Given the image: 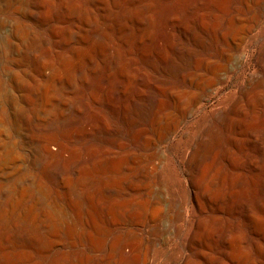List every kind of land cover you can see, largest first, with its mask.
<instances>
[{"label":"bare ground","instance_id":"6f19581e","mask_svg":"<svg viewBox=\"0 0 264 264\" xmlns=\"http://www.w3.org/2000/svg\"><path fill=\"white\" fill-rule=\"evenodd\" d=\"M53 1L55 18L49 28L61 50L39 63L40 78L30 87L31 96L24 97L35 112L49 114L51 84L65 76L69 86L72 65L81 72L85 58L91 66L95 64L90 53L100 57L103 48L107 50L105 73L96 82L99 86L95 84L104 97L93 99L100 114L85 128L93 143L102 139V132L117 128L113 119L128 126L120 142L111 143L118 148L119 216L114 221L106 219L108 225L117 226V235L102 233L106 249L116 248L109 264L216 263V257L201 250V238L215 235L220 243L227 232L231 233V255L219 248L227 263L216 264H264V59H255L264 42V0ZM41 2L45 8L52 0ZM26 28L11 27V45L24 34L28 46H36V36ZM116 42L123 46V53L116 50ZM230 74L235 83L229 88ZM18 83L19 74L11 69L4 103L15 110ZM5 120L0 114V264H36L29 261L26 250L39 246L45 230L52 231L54 204L33 175L26 184L34 194L29 202L24 185L12 181L16 158L1 128ZM216 122L223 127L231 123V152L222 148V159L231 164L228 183L222 175L229 170L215 159L220 147ZM44 137L42 152L53 158L62 143L53 134ZM107 148L97 154L108 156ZM102 159L111 165L107 164L112 161ZM207 159L209 167L203 172ZM169 162L173 173L165 182ZM86 224L96 229L91 218ZM97 234L89 235L91 245L99 240ZM156 243L173 253L167 263H153L156 257L152 258L150 249Z\"/></svg>","mask_w":264,"mask_h":264},{"label":"rangeland","instance_id":"374dc122","mask_svg":"<svg viewBox=\"0 0 264 264\" xmlns=\"http://www.w3.org/2000/svg\"><path fill=\"white\" fill-rule=\"evenodd\" d=\"M41 3H42L41 0H36V1L16 0L14 2L12 0H8V1L0 0V28H1L0 29V97H1L0 104L4 105L3 106L4 109L2 110L5 111L2 112L0 108L1 111L0 114L6 117L5 120L6 124L1 125V128L7 134L6 137L8 139V144L12 143L9 144V148L11 150L13 149V151L10 150L11 154L13 155L15 152L13 156L16 158L15 169L17 171L12 170L13 172L11 175V179L12 181H14L16 185H20V186L21 184L24 185L25 187L24 195H26L25 199L26 202H29V200L34 199L33 198L34 194L31 193L29 190H27L26 184H29L28 180L30 176L33 175V177L35 178V183L38 182L37 185L42 186L45 191L49 192V196L47 197L50 200H52V204H54V208H53L54 210L52 211L54 214L52 216V223H53L52 231L49 232V230H45L41 235L39 246L36 248L29 247L27 248L26 251L29 255V258H31L29 259V261L30 260H31L30 262L34 261L36 264L113 263L112 257L116 256L115 254L116 248L114 251H110L113 254H111L106 249V243L104 240L105 236L103 234L109 233L113 237H115L118 233L117 226L108 225L106 219L109 217L114 221L115 219L117 220L119 216L118 214L119 183H118V171H116L118 169V160H117L118 148L114 147V145H117L118 143L117 140L120 142L121 136L123 137L126 135L128 126L126 124H120V121L118 119H113L117 128L114 131H109L106 133L102 132L100 134L102 139L93 142V143L96 142L95 144L100 147H97L95 144H94L95 147H93L92 140L89 139V135L87 132L90 126L89 122L95 121L97 115L100 114V112H98L97 110L98 105H96L93 102V99L97 98V96L104 97V92L98 93L97 91L98 89L95 86V84L96 85L97 83L99 84L98 79L100 75L102 73H105L104 66L107 62L108 52L105 48H103L102 55L100 57H98V55L95 56V52L90 53L89 56H91L95 60L94 61L95 64L91 66L89 64L88 59L85 58L83 60V68L81 72H78L77 67L75 65H72L70 69V73L67 76L68 77L67 79L70 81L69 86L67 85L66 80L64 79L65 76L62 77L61 82L58 83L59 85L57 83H53L55 86L53 84H51L50 86V96L52 98L49 97L50 105L48 106V110H47V112L50 113L42 114L39 112L38 113L35 112L33 106H28L26 104L25 98L27 96L29 97L31 96L30 93L28 92L30 91V87L34 83V80L40 78L37 72L38 65L42 60L47 59L48 57H54V54L56 55V53L61 50L58 43H56L57 46L55 45L54 38L52 37L49 28L51 19L55 18L54 17L55 14L53 12L54 10H52L54 9L53 5L55 4V1L52 0V2L47 3L45 7L47 9L46 14L43 13L45 11V8L42 7ZM14 26L20 27L21 29L27 27L26 30L29 31V33L32 34V36H36L37 38L38 43L36 44V46L29 47L28 44L25 42L26 38L24 34H21L22 37L20 41L18 40L17 43L15 44L17 47L15 45H11L10 40L12 38L10 37V30L11 27ZM263 45L264 42L262 44L261 50L259 49V51L255 55V59L257 61H262L264 59ZM115 48L119 53H123L122 51L123 46L121 45V43L116 42ZM18 51L20 52L18 53ZM260 53L261 55L259 56ZM11 69H15L16 72H18L19 74V83L16 86L18 91L19 104L16 110L12 109L10 105L7 106L4 103L5 92L9 89V83L11 82ZM126 69L128 70V68ZM227 82L226 85L227 87L230 88L231 85L235 83V78H231V74H230V77L227 80ZM212 102H213L212 100H209V104H211ZM85 104L87 106H84ZM69 113L70 115L68 116ZM87 123H89V125ZM86 125L88 126L87 127L88 129L85 128ZM214 127L220 145L219 149L217 148L218 152L215 159L220 161L221 167L223 169L229 170L230 172L231 164L229 161L222 159V155L224 151L222 148L227 147V149H229V152H231V123L229 124L228 127H223L220 123L216 122ZM52 134L58 137L59 141H61L62 143V147L60 150L55 149L56 150V153L54 155L55 158L54 157L49 158V156L45 155L46 154L45 152H42L43 150L40 147V141H42L45 138L44 136H49ZM111 143H113L114 145ZM87 147L89 148L87 149ZM105 147L106 148L108 147L107 148L108 156L107 154L106 155L97 154L99 153V151H101L100 148L104 150ZM171 148L174 149L173 144L171 145ZM91 149L97 151L94 150L90 151ZM110 149L114 151V154L110 152L111 151ZM40 151L41 153H39ZM89 152L96 153L94 154L96 157L93 156L96 160L92 156H90L92 155L91 153L89 155ZM87 155H89L90 158H87L88 157ZM91 158H93L96 163L99 162V164H97L98 166ZM102 158H107V161L108 159L109 161H112L109 164H107V165L110 164L111 165L106 166L105 160ZM58 159H60V161ZM87 159H89L91 162H94L95 164L90 163L89 160L88 163ZM209 162L210 160L207 159L206 162L204 163L205 165L203 164L204 165L203 172L208 169ZM91 164L94 166H92ZM172 170L173 169L171 167V163L169 162L167 164L164 174L165 182L170 181L168 180V178L169 179L172 178V173H173ZM229 172L227 173V175H222L224 176L227 183L230 181L231 178L230 177L231 172L230 173ZM105 183L107 185H104ZM103 185L105 187L106 186L108 187L110 185L112 186V188H107V187L105 188ZM108 198L109 199L112 198L111 203L106 202V199ZM49 199L47 200L49 201ZM205 200H206L205 198L202 199L203 202ZM204 203L206 204V202ZM113 216L114 218H112ZM90 218L94 220L95 222L94 227L96 229L94 228L92 229L90 225L88 226V224H86V221L90 220ZM58 221L60 223H58ZM94 232L98 233L97 238H99V240H97L95 244L91 245L88 238L90 236H93ZM230 234H231L230 232H227L223 237L224 240L222 239L220 243L218 241L216 243L215 235L214 236L203 235L201 238V250L206 253H210V255H212L213 257H216L217 260L216 263H227V261L224 258L225 253L220 254L219 248L224 249L226 253L231 255V243L229 242L231 241ZM115 246H117V243L115 244ZM150 251L152 258L155 259L156 257V260H153V263H161L162 260H164V262L162 263H167L168 259L173 256L172 252H169L168 249H165L164 247H162L157 243L154 245L152 249H150ZM167 253L170 256H168ZM200 263L210 264L205 262V260H201ZM216 263L213 262L212 264H216Z\"/></svg>","mask_w":264,"mask_h":264}]
</instances>
